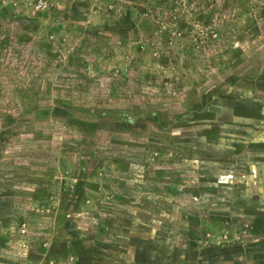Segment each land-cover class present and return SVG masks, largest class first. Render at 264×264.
I'll return each mask as SVG.
<instances>
[{
  "label": "rangeland",
  "instance_id": "obj_1",
  "mask_svg": "<svg viewBox=\"0 0 264 264\" xmlns=\"http://www.w3.org/2000/svg\"><path fill=\"white\" fill-rule=\"evenodd\" d=\"M0 264H264V0H0Z\"/></svg>",
  "mask_w": 264,
  "mask_h": 264
}]
</instances>
